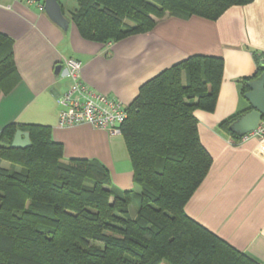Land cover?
<instances>
[{"label":"trees","instance_id":"1","mask_svg":"<svg viewBox=\"0 0 264 264\" xmlns=\"http://www.w3.org/2000/svg\"><path fill=\"white\" fill-rule=\"evenodd\" d=\"M75 1L70 20L79 35L107 44L150 32L166 14L216 21L230 7L253 0ZM252 57L255 73L236 80L242 97L247 83L264 73V53L252 51ZM222 74L221 58L192 55L139 87L120 125L134 190L117 189L98 160H65L48 126H4L0 264H262L184 210L212 163L194 111L215 110ZM18 81L13 40L0 33L1 92L8 94ZM249 110L217 126L234 145L241 137L230 126ZM16 130L29 133V147L11 148Z\"/></svg>","mask_w":264,"mask_h":264},{"label":"crops","instance_id":"2","mask_svg":"<svg viewBox=\"0 0 264 264\" xmlns=\"http://www.w3.org/2000/svg\"><path fill=\"white\" fill-rule=\"evenodd\" d=\"M58 2L68 21L66 30L28 0H0V33L13 40L19 76L8 94L0 90V131L10 123L48 126L53 140L62 144L65 160H98L117 189L134 190L121 135L87 124L58 126L62 108L56 99L71 85L64 60L79 61L81 80L125 108L143 83L187 57L221 58L223 74L215 110L194 111L200 142L212 163L184 210L232 247L264 264V140L241 138L234 145L217 130L221 121L250 109L236 80L255 73L252 51L264 53V0L232 6L216 21L166 14L150 32L107 44L83 39L70 20L72 10L66 12Z\"/></svg>","mask_w":264,"mask_h":264},{"label":"built area","instance_id":"3","mask_svg":"<svg viewBox=\"0 0 264 264\" xmlns=\"http://www.w3.org/2000/svg\"><path fill=\"white\" fill-rule=\"evenodd\" d=\"M39 10L43 5L28 0ZM67 76L71 79L69 88L60 94L56 102L62 108L58 116V126L87 124L104 130L110 135H120V125L126 118L121 103L105 94L94 92L81 80V63L75 59L64 60ZM243 140L258 138L264 140V117L256 127L241 137Z\"/></svg>","mask_w":264,"mask_h":264},{"label":"water","instance_id":"4","mask_svg":"<svg viewBox=\"0 0 264 264\" xmlns=\"http://www.w3.org/2000/svg\"><path fill=\"white\" fill-rule=\"evenodd\" d=\"M43 11L47 17L59 28L66 30L68 21L63 16L58 0H43ZM261 62H264L263 60ZM264 68V66H263ZM59 69L56 67L55 72ZM249 90L244 94V99L249 103L250 110L234 121L230 129L239 137L252 131L258 122L264 117V73L258 79L247 83ZM30 146L29 133L16 130L11 148L25 149Z\"/></svg>","mask_w":264,"mask_h":264},{"label":"rangeland","instance_id":"5","mask_svg":"<svg viewBox=\"0 0 264 264\" xmlns=\"http://www.w3.org/2000/svg\"><path fill=\"white\" fill-rule=\"evenodd\" d=\"M62 5L65 7V10H73L77 7V3L75 0H61ZM129 214L131 217L135 216V205L131 204L129 207Z\"/></svg>","mask_w":264,"mask_h":264}]
</instances>
